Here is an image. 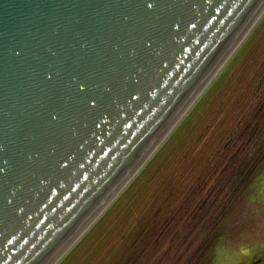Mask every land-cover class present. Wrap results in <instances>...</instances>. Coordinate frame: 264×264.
Wrapping results in <instances>:
<instances>
[{"label":"water","instance_id":"95a60500","mask_svg":"<svg viewBox=\"0 0 264 264\" xmlns=\"http://www.w3.org/2000/svg\"><path fill=\"white\" fill-rule=\"evenodd\" d=\"M264 0H0V264H56Z\"/></svg>","mask_w":264,"mask_h":264},{"label":"rangeland","instance_id":"374dc122","mask_svg":"<svg viewBox=\"0 0 264 264\" xmlns=\"http://www.w3.org/2000/svg\"><path fill=\"white\" fill-rule=\"evenodd\" d=\"M244 118L256 125L264 121V13L138 173L56 264H122L132 252V264H195L190 256L214 236L209 264H264V150L251 163L261 158L249 183L234 174L239 156L232 160L245 148L255 153L247 145L249 134L225 158H216L199 189L191 190L196 169L232 131L238 129L240 137ZM186 197L192 203L170 221L167 208H181ZM197 208L201 213L194 217ZM159 209H166L162 222L156 220ZM147 228H155L146 235L148 245L140 235Z\"/></svg>","mask_w":264,"mask_h":264},{"label":"trees","instance_id":"16d2710c","mask_svg":"<svg viewBox=\"0 0 264 264\" xmlns=\"http://www.w3.org/2000/svg\"><path fill=\"white\" fill-rule=\"evenodd\" d=\"M256 111H258V110H256ZM244 119H245V121L243 123L246 124V125H244L245 128L248 127V124L254 122V121H252V119H249V118L248 119L244 118ZM261 126L262 127L259 130V133L253 139L252 143L249 145L251 147V150H252V148H255V150H256V151L254 150L255 153L252 154V152H248V151L246 153L244 150L241 153L240 152L237 153V156L235 154V158H232V160H235L239 156L237 158L238 163H236V165L238 164V166L235 169L234 174L238 175V181L243 179V183H249V181L254 177V174L256 173V171L261 166V163L259 164V160L261 158H259V160L254 165V167L251 166V163L259 157V152L261 153L260 150H264V124L261 123ZM237 131H238V129H235L234 132L232 131L233 134L228 138V141H226L225 144H223L221 146H217L218 148L216 149L215 154H214L215 151L214 152L211 151L212 154H214V157L211 154L209 157L208 156L205 157L206 159L204 158L205 159L204 163L201 165L200 169H196L197 174H194L196 176L192 175V189L191 190L195 189V187H197L196 189H199V186H200L201 182L203 181L202 179L205 178L206 175H208V174H206V171H208L211 168L210 165L214 166L217 164V162L215 160L216 158L220 159L223 154H224V157H222V158H225L227 154H230V152H232L235 149V145L238 143V142H236V140L238 141V139H239V136H237V134L235 133ZM235 134L237 136V137L235 136L236 138L234 137ZM240 136H241V134H240ZM235 142H236V144H235ZM248 153L252 154L253 158L252 157L249 158ZM206 166H207V169H205ZM193 186H195V187H193ZM236 194H238L237 191L235 192V195ZM187 198L188 197L185 198L186 200L181 205V208L179 207L176 210L173 209V210L169 211L168 209H172L171 206H169L167 208V213H166V209L165 210L159 209L157 212V215H156V220L158 222H162L164 214L166 213V217L169 216L170 217L169 220L172 221V219L175 218V215H177V213L180 214L183 210H186L190 206L189 204L192 203L191 198H188V199ZM225 210H226V206L223 208L221 215H223L225 213ZM186 213L187 212H185V214ZM200 213H201V208H197L194 212V215H195L194 217H196V215L200 214ZM201 219H202V217L197 218V220H198L197 226H196L197 228L199 227V223H200ZM215 220L212 219V222H211L212 226H213V222H215ZM157 221H156V224L159 225ZM166 226H168V224H166ZM208 227L210 228V224L208 225ZM203 228H206V226H203ZM154 230H155V228L154 229L150 228V230H149V228H147V229H145V230L143 229L141 231L140 235H143V237H145L144 241H147V245L149 244L151 239L149 236H146V235H150V234L152 235L153 233H151V232ZM148 232H149V234H148ZM165 233H166V229L163 228L161 230V236H163ZM208 233H210V229L208 230L207 234ZM216 240H217V236L216 237L214 236V237L210 238L209 240H205L203 243H201L199 248L195 251L196 252L195 255L193 257H192V255L190 256V258H191L190 261L192 263L199 264V263L203 262V258H205L206 260L203 264H209L211 261V258H212V252L214 250V245H215ZM133 254H134V252H132L131 256L124 258L122 264H132ZM192 258H194L195 260H192ZM138 259H141V256Z\"/></svg>","mask_w":264,"mask_h":264},{"label":"flooded vegetation","instance_id":"af4514ba","mask_svg":"<svg viewBox=\"0 0 264 264\" xmlns=\"http://www.w3.org/2000/svg\"><path fill=\"white\" fill-rule=\"evenodd\" d=\"M259 111V110H258ZM255 123V122H254ZM261 123L262 124H264V122L262 121V122H258L257 123V125L256 124H252V123H250V124H248V127L247 128H245V126H244V131L242 130V132H241V135L243 136H240L239 137V139H238V141L240 140V141H243V139H244V137L245 136H248L247 135V133L249 134V137H246V139L248 140L247 141V145H250L251 143H252V141H253V139L257 136V134L259 133V130L261 129ZM252 128V129H251ZM244 149V148H243ZM246 150V149H245ZM236 156H237V154H236Z\"/></svg>","mask_w":264,"mask_h":264}]
</instances>
